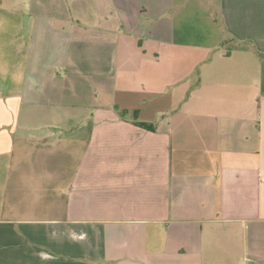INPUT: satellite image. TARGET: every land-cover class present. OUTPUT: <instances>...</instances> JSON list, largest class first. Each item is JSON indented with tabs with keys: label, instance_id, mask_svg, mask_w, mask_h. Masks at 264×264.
<instances>
[{
	"label": "crops",
	"instance_id": "obj_1",
	"mask_svg": "<svg viewBox=\"0 0 264 264\" xmlns=\"http://www.w3.org/2000/svg\"><path fill=\"white\" fill-rule=\"evenodd\" d=\"M0 264H264V0H0Z\"/></svg>",
	"mask_w": 264,
	"mask_h": 264
},
{
	"label": "trees",
	"instance_id": "obj_2",
	"mask_svg": "<svg viewBox=\"0 0 264 264\" xmlns=\"http://www.w3.org/2000/svg\"><path fill=\"white\" fill-rule=\"evenodd\" d=\"M250 47H252L250 42H237L235 45L227 46L225 53L228 54L232 49H246Z\"/></svg>",
	"mask_w": 264,
	"mask_h": 264
}]
</instances>
